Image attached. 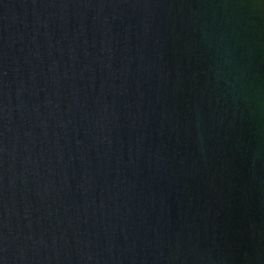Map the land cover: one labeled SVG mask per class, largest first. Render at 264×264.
<instances>
[{
    "label": "water",
    "instance_id": "water-1",
    "mask_svg": "<svg viewBox=\"0 0 264 264\" xmlns=\"http://www.w3.org/2000/svg\"><path fill=\"white\" fill-rule=\"evenodd\" d=\"M0 264H264V0H0Z\"/></svg>",
    "mask_w": 264,
    "mask_h": 264
}]
</instances>
